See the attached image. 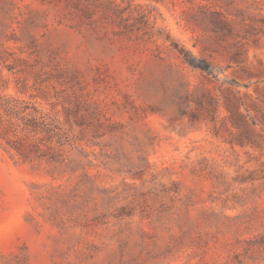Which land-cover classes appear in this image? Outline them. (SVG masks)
Instances as JSON below:
<instances>
[{"label":"rangeland","instance_id":"rangeland-1","mask_svg":"<svg viewBox=\"0 0 264 264\" xmlns=\"http://www.w3.org/2000/svg\"><path fill=\"white\" fill-rule=\"evenodd\" d=\"M0 264H264V0H0Z\"/></svg>","mask_w":264,"mask_h":264},{"label":"trees","instance_id":"trees-1","mask_svg":"<svg viewBox=\"0 0 264 264\" xmlns=\"http://www.w3.org/2000/svg\"><path fill=\"white\" fill-rule=\"evenodd\" d=\"M179 54L182 57L183 61L187 63L189 66L197 68L200 71L206 73L207 75L211 74L208 65L203 60L195 59L192 55H190L183 49L179 50Z\"/></svg>","mask_w":264,"mask_h":264}]
</instances>
